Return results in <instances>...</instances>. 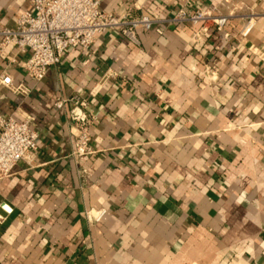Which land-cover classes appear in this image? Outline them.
<instances>
[{"label": "crops", "instance_id": "1", "mask_svg": "<svg viewBox=\"0 0 264 264\" xmlns=\"http://www.w3.org/2000/svg\"><path fill=\"white\" fill-rule=\"evenodd\" d=\"M100 1L161 34H100L42 82L0 52V75L25 89L0 86V118L38 136L35 161L0 181V264H264V0ZM210 9L230 22L209 38L172 20ZM31 10L0 0V24Z\"/></svg>", "mask_w": 264, "mask_h": 264}, {"label": "built area", "instance_id": "2", "mask_svg": "<svg viewBox=\"0 0 264 264\" xmlns=\"http://www.w3.org/2000/svg\"><path fill=\"white\" fill-rule=\"evenodd\" d=\"M30 3L32 10L20 15L15 29L0 24V52L14 47L15 60L26 57L24 71L36 82L44 81L49 72L62 63L69 50L89 53L100 34L117 32L134 46L139 45L140 30L161 34L157 28L159 22L151 15L134 17L131 11L124 16L108 13L102 9L100 0H30ZM172 20L175 23L199 25L198 39L209 38L211 27L223 31L230 22L229 17L214 15L212 9L194 12L180 10ZM254 26L255 21L249 20L241 36L246 38ZM213 72L214 69L206 70L208 75ZM0 86L11 89L14 94L25 93V89L15 86L12 77L6 73L0 75ZM72 103L81 107L85 105L75 99ZM57 105L62 107L63 101ZM78 119L81 134L77 136L75 154L82 155L88 150L90 136L86 120ZM37 151L38 136L29 122L0 118V181L11 177L19 163L35 161ZM104 214L98 213L97 218Z\"/></svg>", "mask_w": 264, "mask_h": 264}]
</instances>
